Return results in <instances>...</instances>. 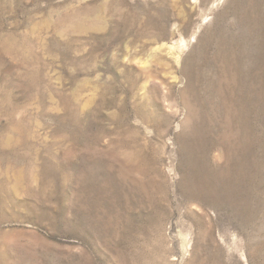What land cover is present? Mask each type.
I'll return each instance as SVG.
<instances>
[{
    "label": "rangeland",
    "instance_id": "1",
    "mask_svg": "<svg viewBox=\"0 0 264 264\" xmlns=\"http://www.w3.org/2000/svg\"><path fill=\"white\" fill-rule=\"evenodd\" d=\"M0 264H264V0H0Z\"/></svg>",
    "mask_w": 264,
    "mask_h": 264
}]
</instances>
